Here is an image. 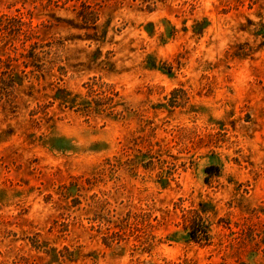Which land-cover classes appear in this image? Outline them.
Returning <instances> with one entry per match:
<instances>
[{
    "label": "rangeland",
    "instance_id": "obj_1",
    "mask_svg": "<svg viewBox=\"0 0 264 264\" xmlns=\"http://www.w3.org/2000/svg\"><path fill=\"white\" fill-rule=\"evenodd\" d=\"M0 264H264V0H0Z\"/></svg>",
    "mask_w": 264,
    "mask_h": 264
},
{
    "label": "trees",
    "instance_id": "obj_2",
    "mask_svg": "<svg viewBox=\"0 0 264 264\" xmlns=\"http://www.w3.org/2000/svg\"><path fill=\"white\" fill-rule=\"evenodd\" d=\"M196 229V230H195ZM204 233L206 234L205 236L208 237V231L205 229L203 230V228H199V225H197V228H190V231L188 232L189 237L193 240V241H198V233ZM206 240H208V238H206Z\"/></svg>",
    "mask_w": 264,
    "mask_h": 264
}]
</instances>
